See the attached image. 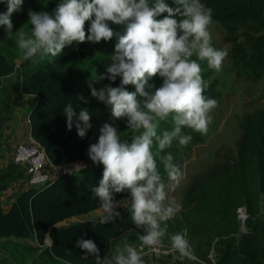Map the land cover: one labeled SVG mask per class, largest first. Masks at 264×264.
I'll use <instances>...</instances> for the list:
<instances>
[{
  "label": "clouds",
  "instance_id": "9594fccd",
  "mask_svg": "<svg viewBox=\"0 0 264 264\" xmlns=\"http://www.w3.org/2000/svg\"><path fill=\"white\" fill-rule=\"evenodd\" d=\"M24 2L0 0L7 5V11L0 12V26L14 41L21 60L39 57L54 63L74 43L117 40L106 71L93 76L89 87L91 97L110 108L112 121L126 122L127 132L105 122L97 141L89 145V159L103 166L91 192L102 209L99 223H114L122 218L119 209L125 208L140 232V245L122 239L103 257L92 239L81 238L76 246L86 256H94L96 264H146L149 252H160L168 221L182 211V204L170 193L184 173L167 150L174 143L187 147L192 132L208 136L212 112L219 107L216 99L205 94L210 82L202 75V62L220 72L228 57L226 49L214 46L213 9L202 0H171V4L167 0H59L52 11L29 9L30 28L14 31L12 16L22 11ZM156 77L162 81L158 87L152 82ZM117 78L119 85L113 86ZM105 80L110 82L94 86ZM78 100L89 103L83 95ZM63 112L67 130L75 127L79 137H86L93 127L89 108L81 107L77 113L69 101ZM169 121L171 128L162 129ZM81 166L86 165L75 168ZM124 193L127 202L116 199V194ZM169 241L170 250L178 254L174 259H194L186 232L171 234Z\"/></svg>",
  "mask_w": 264,
  "mask_h": 264
},
{
  "label": "trees",
  "instance_id": "16d2710c",
  "mask_svg": "<svg viewBox=\"0 0 264 264\" xmlns=\"http://www.w3.org/2000/svg\"><path fill=\"white\" fill-rule=\"evenodd\" d=\"M58 2L59 0H25L22 11L15 12L12 16L14 31L30 28L26 23L29 9L39 11L45 8L52 11ZM167 2L171 4V0ZM202 2L213 9V20L222 23L226 29L227 36L224 40L232 42L230 56L238 77L258 81L264 76V0ZM6 11L7 5L0 3V12ZM116 42L114 38L109 42L74 43L67 46L61 56L55 58L54 63H49L48 58L37 57L22 60L19 65L15 59L19 55L15 43L7 39L4 28L0 26V92L6 93L0 99V112L4 114L0 119V127L13 118L15 109L10 101L13 96H38L33 99L34 104L28 112L32 119V132L45 146L50 159L57 164L75 159L91 163L81 172L64 176L50 185H28L27 190L23 188L26 186H23L25 178L27 177V181L29 179L27 173L21 177L20 174L9 172L14 166L13 161L0 166V238H35L45 246L38 259L43 264H56L60 261L96 264L94 256H86L84 250L76 246L78 240H94L103 257L110 255L112 248L122 239H128L129 231L136 228L123 207L119 209L122 218H117L114 223L100 224L99 220H85L54 226L59 221L99 208V200L93 198L91 187L98 185L103 166L94 165L89 159V145L97 141L99 129L105 122L114 123L122 132H127L126 122L112 121L110 108L92 98L89 87L93 76L105 72L102 53L112 54ZM202 67V75L210 82L209 88L212 91L214 84L209 80L212 71L206 62H202ZM95 70L98 71L97 75L93 73ZM16 72L19 84L7 82L6 78ZM109 82H96L94 86L99 88L103 83ZM119 82L117 78L113 86H118ZM152 82L157 87L162 83L159 78H154ZM10 83L14 84L8 92L6 84ZM128 87L130 91L135 90L134 86ZM207 93L208 90L205 94ZM216 93H210V98L215 99ZM80 95L87 98L89 103H81L78 100ZM69 101L73 102L77 113L81 107H88L93 113V127L84 138L78 136L75 127L71 131L67 130L63 109ZM242 125L243 133L237 156L230 155L224 163L210 169L193 193L194 229L205 232L212 239L215 235H219V238L226 237V240H218L220 243L226 241L227 244L225 248H219L218 258H214L216 264H264V109H257L246 116ZM161 128H171V122L163 123ZM185 131L190 132L188 129ZM191 134L193 140L187 146L188 149L176 147L177 150L186 154L192 146L201 142V136L198 137L194 132ZM14 188H20L16 201L8 212H4L1 194ZM126 195L116 194V199H123ZM240 206H245L249 214L245 223L247 240L243 246L235 236L241 227L237 212ZM174 224L177 230H183L187 226L186 221L179 219ZM47 233L53 240L51 247L44 243ZM139 234L140 232L137 235Z\"/></svg>",
  "mask_w": 264,
  "mask_h": 264
},
{
  "label": "rangeland",
  "instance_id": "374dc122",
  "mask_svg": "<svg viewBox=\"0 0 264 264\" xmlns=\"http://www.w3.org/2000/svg\"><path fill=\"white\" fill-rule=\"evenodd\" d=\"M213 35L214 46L218 49H226L228 57L224 62L222 71L216 72L213 69L212 75L209 80H212L214 88L207 89V96L216 91L215 99L218 101L219 107L212 112L213 123L210 125L208 136H201V142L191 147V150L186 154L180 149H176V144L167 151L171 152L174 156V163L180 165L184 175L179 185L174 191L170 193L176 200L182 204V211L174 220L168 221V235L163 239L161 250L157 253H150L145 256L146 264H214V258H218L220 253L219 248H225L226 241L218 242L219 239L226 240V237H218L219 235L210 238L205 232H199L194 229L192 225V216L194 210L193 193L196 185L199 184L210 169L216 165L224 163L230 155L237 156L241 145V137L243 133L244 118L250 115L257 109H264V76L258 81H252L244 77H238L237 70L233 66L230 52L232 50V42H226L227 32L222 23L214 21ZM102 53V52H101ZM103 68L106 71V66L111 62L110 56L102 53ZM16 62L20 65L22 60L19 55L15 57ZM98 74V71H93ZM18 73H13L6 78L8 82L19 84L20 80L17 79ZM159 78V77H156ZM160 79V78H159ZM12 83V84H14ZM12 84H6L7 91L12 90ZM6 91V92H7ZM6 95L0 92V99ZM12 98V97H11ZM34 98L38 96H30L28 94H21L13 96L11 105L15 109L12 120L0 127V166L13 161L16 145L19 141L23 140L26 136V128L24 122L28 113V109L34 104ZM35 103H38L36 101ZM4 114L0 112V119ZM191 131V130H190ZM188 149V147H181ZM185 154V155H183ZM88 162V161H87ZM90 163V162H88ZM91 164V163H90ZM89 164V165H90ZM2 171L0 170V173ZM9 172L20 174L27 173L25 167L14 163ZM23 183V188H28L27 177ZM11 187H14L11 186ZM13 192V195L18 194L20 188L8 190ZM127 202V198H123ZM92 217L97 215L92 212ZM81 218H92V217ZM188 220H187V219ZM187 222V226L183 230H177L175 224L177 220ZM186 232V238L189 240L194 259H174L178 254L170 250L169 237L173 233ZM246 228L241 226L235 233L238 242L241 246L245 245ZM139 230L134 228L129 231L128 241L136 246L140 245L137 235ZM220 240V241H221ZM45 243V242H44ZM48 245V244H46ZM45 246L37 242L35 238H0V264H43L38 259L41 257L42 251ZM147 252L148 250L145 249ZM212 258L214 260H212ZM211 259L213 262H211ZM38 260V261H36ZM55 264V263H54ZM56 264H72L70 262H62Z\"/></svg>",
  "mask_w": 264,
  "mask_h": 264
},
{
  "label": "built area",
  "instance_id": "2783aa9c",
  "mask_svg": "<svg viewBox=\"0 0 264 264\" xmlns=\"http://www.w3.org/2000/svg\"><path fill=\"white\" fill-rule=\"evenodd\" d=\"M26 125L28 126V131L24 139L16 145L13 162L25 167L29 175L28 185H50L64 176L73 175L88 167V163L82 159L71 160L62 164L54 163L50 159L45 146L34 136L30 115L26 116ZM77 164L86 166H81L77 169L75 168ZM237 212L241 226L246 228L245 223L249 217L246 207H239Z\"/></svg>",
  "mask_w": 264,
  "mask_h": 264
},
{
  "label": "crops",
  "instance_id": "0c3cea01",
  "mask_svg": "<svg viewBox=\"0 0 264 264\" xmlns=\"http://www.w3.org/2000/svg\"><path fill=\"white\" fill-rule=\"evenodd\" d=\"M27 114H29V112ZM25 121H26V119H25ZM24 124H25L26 132H27L28 131V126L26 125V122H24ZM67 183L68 182H66V184ZM63 185H64V183H62V186ZM27 189L28 188H26V190ZM16 195L17 194H15V196H14L13 192H9V191H6L5 193L1 194V203H2V207H3L4 212H8L11 209L13 203L16 201ZM92 212H94L97 216L96 217H92L91 216ZM101 213H102V209H100V207H99V208L95 209L94 211H90V212H87V213H84V214L73 216V217H71L69 219H64L62 221H59V222L55 223L54 226L60 227V226H64V225H69L70 223H73V222H80V221H85V220H98V217L101 215ZM85 216H87V217L91 216L92 218H81V217H85ZM49 237L51 238L50 234L47 233L45 235V239H44L45 245L48 244V245H46L47 247H51L52 246V245L49 244V240H48Z\"/></svg>",
  "mask_w": 264,
  "mask_h": 264
},
{
  "label": "water",
  "instance_id": "95a60500",
  "mask_svg": "<svg viewBox=\"0 0 264 264\" xmlns=\"http://www.w3.org/2000/svg\"><path fill=\"white\" fill-rule=\"evenodd\" d=\"M48 240H49V244H50V245H52V243H53V240H52L50 237H49V239H48Z\"/></svg>",
  "mask_w": 264,
  "mask_h": 264
}]
</instances>
